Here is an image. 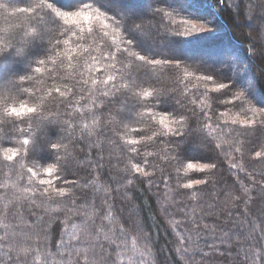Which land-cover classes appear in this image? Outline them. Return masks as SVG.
I'll return each instance as SVG.
<instances>
[{
    "label": "trees",
    "instance_id": "16d2710c",
    "mask_svg": "<svg viewBox=\"0 0 264 264\" xmlns=\"http://www.w3.org/2000/svg\"><path fill=\"white\" fill-rule=\"evenodd\" d=\"M0 264H264V0H0Z\"/></svg>",
    "mask_w": 264,
    "mask_h": 264
},
{
    "label": "snow or ice",
    "instance_id": "6c2138e0",
    "mask_svg": "<svg viewBox=\"0 0 264 264\" xmlns=\"http://www.w3.org/2000/svg\"><path fill=\"white\" fill-rule=\"evenodd\" d=\"M41 7H43V5H41ZM85 7H87V6H85ZM56 14L58 16H62L65 19L66 23L69 19L80 20V21H83L85 23H87V21L90 19V17L85 12L79 11V10L74 11V12H70V13L57 12ZM208 78L211 79V77H208ZM220 87L223 88L224 85L221 84ZM10 111L12 114L19 117V116L23 115L25 111L28 113H32L34 110L32 108L25 109L22 107L20 110L11 109ZM9 151H11V149H9ZM259 155H260V153H257V156H259ZM11 158H12L11 156L8 157V159H11ZM188 167L191 168L192 165L189 164ZM41 183H44V182L41 181ZM193 183L199 184V183H201V181L200 180H194ZM186 187L191 188L192 184H188V185H186ZM60 194L63 195V192L61 191Z\"/></svg>",
    "mask_w": 264,
    "mask_h": 264
},
{
    "label": "rangeland",
    "instance_id": "374dc122",
    "mask_svg": "<svg viewBox=\"0 0 264 264\" xmlns=\"http://www.w3.org/2000/svg\"><path fill=\"white\" fill-rule=\"evenodd\" d=\"M109 5L113 6L114 8H116V9H118V10H119V8H120L119 5H117L116 3H113V2L109 3ZM144 6H145V5H143V7L141 6V7H139V8H134V7H132V8H128V9H126V11H125L124 13L127 14V15H129V14H131V13L138 12V10L143 9Z\"/></svg>",
    "mask_w": 264,
    "mask_h": 264
}]
</instances>
